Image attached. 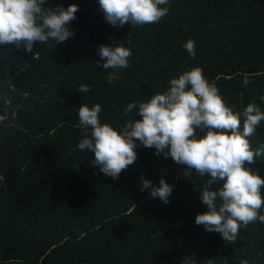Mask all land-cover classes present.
Wrapping results in <instances>:
<instances>
[{"label":"trees","instance_id":"obj_1","mask_svg":"<svg viewBox=\"0 0 264 264\" xmlns=\"http://www.w3.org/2000/svg\"><path fill=\"white\" fill-rule=\"evenodd\" d=\"M75 3L74 35L57 43L0 46V264H264V223L241 226L235 243L206 232L195 217L209 177L185 169L154 148L139 146L134 164L113 180L78 149V109L99 104L102 123L119 129L127 105L168 89L171 78L199 66L234 111H264V0H169L159 23L113 27L98 0ZM196 43L195 58L184 44ZM123 43L129 66L103 69L98 46ZM99 62V63H97ZM119 79L107 81L110 72ZM247 80V86H243ZM81 84L90 91L77 90ZM139 119V117H137ZM264 149V121L248 137ZM264 178V155L250 165ZM142 176L173 187L164 203L141 191ZM222 187V182L213 188ZM264 196V188L261 189ZM264 215V207L260 209Z\"/></svg>","mask_w":264,"mask_h":264},{"label":"clouds","instance_id":"obj_2","mask_svg":"<svg viewBox=\"0 0 264 264\" xmlns=\"http://www.w3.org/2000/svg\"><path fill=\"white\" fill-rule=\"evenodd\" d=\"M168 3L169 0H98L108 24H128L131 28L159 23L169 11L161 6ZM47 4L48 0H0V46H23L31 52L37 42L51 39L60 43L73 36L69 25L76 19L79 6ZM184 48L195 58L194 40H187ZM98 55L104 61L103 69H122L129 66L132 52L119 43L115 47L99 45ZM118 79L115 71L107 76L109 83ZM247 83L245 80L243 86ZM77 90L86 93L90 88L81 84ZM133 112L136 118H129L117 129L101 122L99 104H82L78 109L83 137L78 149L94 154L90 164L99 173L118 179L122 171L135 163L139 146L154 148L156 155L171 157L183 166L182 177H190L193 171L209 177L198 193L206 210L196 215L197 226L203 225L206 232L220 233L225 242L235 243L241 226L257 220L264 223V215L260 214L264 207V178L250 167L256 157L264 155V149L253 150L248 139L264 121V111L259 106L250 102L243 109L241 131V112L229 107L218 87L209 82L201 67L195 66L171 78L166 91L143 102L129 103L124 115ZM6 119V114L0 115V124ZM219 182L222 187L214 189ZM141 183L142 192L150 189L152 197L169 202L173 187L163 178L158 187L143 176ZM181 264H194V259L185 256Z\"/></svg>","mask_w":264,"mask_h":264}]
</instances>
